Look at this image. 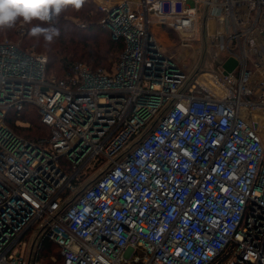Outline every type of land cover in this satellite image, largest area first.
I'll return each instance as SVG.
<instances>
[{
    "label": "built area",
    "instance_id": "obj_1",
    "mask_svg": "<svg viewBox=\"0 0 264 264\" xmlns=\"http://www.w3.org/2000/svg\"><path fill=\"white\" fill-rule=\"evenodd\" d=\"M92 2L111 69L0 41V264H264V0Z\"/></svg>",
    "mask_w": 264,
    "mask_h": 264
},
{
    "label": "trees",
    "instance_id": "obj_2",
    "mask_svg": "<svg viewBox=\"0 0 264 264\" xmlns=\"http://www.w3.org/2000/svg\"><path fill=\"white\" fill-rule=\"evenodd\" d=\"M102 18L103 14L96 6L91 1L84 0L79 10L69 6L55 20L54 26L59 29L60 35L51 44L30 35L33 25L26 24L24 33L20 32L18 27L24 23L22 21H17L11 28L0 29V41L4 38L13 42L19 39L23 50L46 55L49 74H52L53 70L56 74L64 76L68 68L76 62L86 63L92 69L111 68L125 49V41L114 40L110 31L101 24ZM21 119L30 123V126H16L14 120L10 119L11 128L20 136L37 139L48 135L49 129L42 123L36 109L27 108L23 111ZM46 250L57 257V262L46 258V264H62L56 245L48 244Z\"/></svg>",
    "mask_w": 264,
    "mask_h": 264
},
{
    "label": "clouds",
    "instance_id": "obj_3",
    "mask_svg": "<svg viewBox=\"0 0 264 264\" xmlns=\"http://www.w3.org/2000/svg\"><path fill=\"white\" fill-rule=\"evenodd\" d=\"M83 3L84 0H0V29L11 28L22 21L33 25L31 36L51 44L60 35L54 26L55 20L69 6L79 10Z\"/></svg>",
    "mask_w": 264,
    "mask_h": 264
},
{
    "label": "rangeland",
    "instance_id": "obj_4",
    "mask_svg": "<svg viewBox=\"0 0 264 264\" xmlns=\"http://www.w3.org/2000/svg\"><path fill=\"white\" fill-rule=\"evenodd\" d=\"M89 1L92 2V0H89ZM24 27L25 28L27 27V25L25 23H24ZM153 34L156 36V39H157V42L159 43V45H162V46L166 47V49L164 50V52L166 54H169V52H172V53L175 52L176 54H178L177 51H180V49H178L179 46L175 42L176 41V39H175L176 36L175 35L170 36V34L166 31V29L163 26H154L153 27ZM14 42L15 43H20V40L17 39V40H14ZM197 47H199V46H195V48H197ZM44 56H46V55H44ZM198 57H199V54L195 53V55H193V58L190 57V58L187 59V63L191 66L192 62L195 61ZM113 65H114V63L112 64V66ZM105 68L111 69L112 67L111 68L110 67H105ZM207 68H210V67L207 66ZM51 72H52V74H55V75H58L59 77H62L61 76L62 74H56V72H54L53 70Z\"/></svg>",
    "mask_w": 264,
    "mask_h": 264
},
{
    "label": "water",
    "instance_id": "obj_5",
    "mask_svg": "<svg viewBox=\"0 0 264 264\" xmlns=\"http://www.w3.org/2000/svg\"><path fill=\"white\" fill-rule=\"evenodd\" d=\"M238 62L234 58H229L225 64L223 65V68L225 69L224 74L227 75L231 73L237 66Z\"/></svg>",
    "mask_w": 264,
    "mask_h": 264
}]
</instances>
